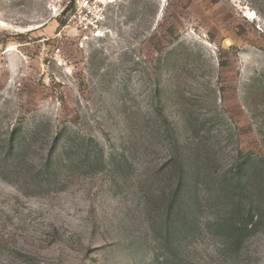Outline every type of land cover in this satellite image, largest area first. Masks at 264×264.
Listing matches in <instances>:
<instances>
[{"label": "rangeland", "instance_id": "374dc122", "mask_svg": "<svg viewBox=\"0 0 264 264\" xmlns=\"http://www.w3.org/2000/svg\"><path fill=\"white\" fill-rule=\"evenodd\" d=\"M79 2L0 0V264H264V0Z\"/></svg>", "mask_w": 264, "mask_h": 264}, {"label": "trees", "instance_id": "16d2710c", "mask_svg": "<svg viewBox=\"0 0 264 264\" xmlns=\"http://www.w3.org/2000/svg\"><path fill=\"white\" fill-rule=\"evenodd\" d=\"M191 171H193V169H188V173ZM196 172L193 171L191 186L181 184L182 186L180 185V188L184 185L186 188L183 187V189L190 192L196 189L198 187L200 177V175L196 174ZM255 174L256 172L253 170V167H251V164L247 167L244 165L237 166L233 181L229 185V190L233 193V196L235 197L234 200L236 199L235 209L237 212L240 211L238 218L240 216L241 217L239 219L235 217L230 218L227 222H225L224 227L230 239L235 240L236 243L240 244L244 242L246 237L257 231L262 225L263 215L260 211L264 210V206L259 202L253 201V197H251V189H254L253 179ZM196 205L197 203L193 202L191 207H196ZM255 210H258V212ZM178 211V215L181 216L182 210ZM217 225H223L222 221H219ZM183 229L184 228L182 227H178L177 230L173 231V234L180 235Z\"/></svg>", "mask_w": 264, "mask_h": 264}, {"label": "built area", "instance_id": "2783aa9c", "mask_svg": "<svg viewBox=\"0 0 264 264\" xmlns=\"http://www.w3.org/2000/svg\"><path fill=\"white\" fill-rule=\"evenodd\" d=\"M103 3L99 0H80L79 9L72 16L73 20H80V26L84 32L99 37L102 30V22L105 18Z\"/></svg>", "mask_w": 264, "mask_h": 264}]
</instances>
